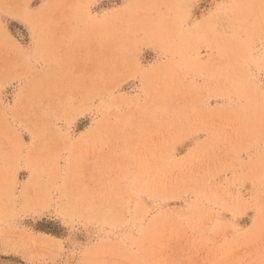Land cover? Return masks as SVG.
<instances>
[{
  "label": "rangeland",
  "instance_id": "obj_1",
  "mask_svg": "<svg viewBox=\"0 0 264 264\" xmlns=\"http://www.w3.org/2000/svg\"><path fill=\"white\" fill-rule=\"evenodd\" d=\"M0 6V264H264V0Z\"/></svg>",
  "mask_w": 264,
  "mask_h": 264
},
{
  "label": "crops",
  "instance_id": "obj_2",
  "mask_svg": "<svg viewBox=\"0 0 264 264\" xmlns=\"http://www.w3.org/2000/svg\"><path fill=\"white\" fill-rule=\"evenodd\" d=\"M0 2H2V0H0ZM0 13H6V10L2 8V6H0Z\"/></svg>",
  "mask_w": 264,
  "mask_h": 264
}]
</instances>
